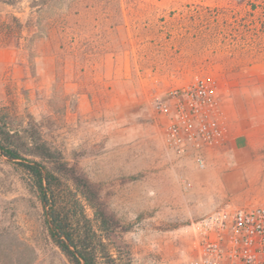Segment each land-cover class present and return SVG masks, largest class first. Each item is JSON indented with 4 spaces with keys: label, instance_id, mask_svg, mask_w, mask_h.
<instances>
[{
    "label": "rangeland",
    "instance_id": "rangeland-1",
    "mask_svg": "<svg viewBox=\"0 0 264 264\" xmlns=\"http://www.w3.org/2000/svg\"><path fill=\"white\" fill-rule=\"evenodd\" d=\"M199 80L228 139L204 169L167 150L155 107ZM0 115L98 190L126 230L115 264H201L196 223L264 204V0H0ZM0 264H71L1 154Z\"/></svg>",
    "mask_w": 264,
    "mask_h": 264
},
{
    "label": "trees",
    "instance_id": "trees-1",
    "mask_svg": "<svg viewBox=\"0 0 264 264\" xmlns=\"http://www.w3.org/2000/svg\"><path fill=\"white\" fill-rule=\"evenodd\" d=\"M0 154L23 167L47 217L52 243L71 264H115L107 242L122 244L120 222L100 202L98 190L43 136L16 128L0 115ZM93 210V217L87 208Z\"/></svg>",
    "mask_w": 264,
    "mask_h": 264
},
{
    "label": "built area",
    "instance_id": "built-area-1",
    "mask_svg": "<svg viewBox=\"0 0 264 264\" xmlns=\"http://www.w3.org/2000/svg\"><path fill=\"white\" fill-rule=\"evenodd\" d=\"M172 101L158 99L156 112L166 118L164 144L178 157L192 155L206 168V151L227 142L221 108L205 80L171 90ZM201 264H264V204L227 205L194 225Z\"/></svg>",
    "mask_w": 264,
    "mask_h": 264
},
{
    "label": "crops",
    "instance_id": "crops-1",
    "mask_svg": "<svg viewBox=\"0 0 264 264\" xmlns=\"http://www.w3.org/2000/svg\"><path fill=\"white\" fill-rule=\"evenodd\" d=\"M250 192H248V195L251 197H253V192H255V189H252V187L250 188Z\"/></svg>",
    "mask_w": 264,
    "mask_h": 264
}]
</instances>
